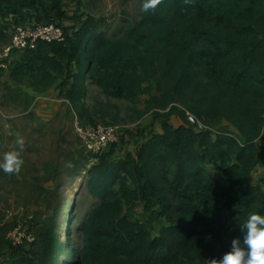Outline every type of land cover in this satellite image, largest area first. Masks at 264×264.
I'll list each match as a JSON object with an SVG mask.
<instances>
[{"label":"trees","instance_id":"1","mask_svg":"<svg viewBox=\"0 0 264 264\" xmlns=\"http://www.w3.org/2000/svg\"><path fill=\"white\" fill-rule=\"evenodd\" d=\"M68 1L0 0V19L62 25ZM81 20L71 31L62 25L64 40L15 53L11 77L40 87L61 75L60 95L84 126L117 120L112 98L154 122L118 130L126 146L117 150L114 143L94 155L84 183L96 202L77 228L79 251L62 261L66 248L55 227L41 232L39 251L54 257L56 244L59 264L221 258L234 237L242 239L248 214H264V0H159L114 36L97 21ZM90 83L105 101L87 102ZM139 204L151 219L165 221L159 233L139 218ZM31 244L9 240L7 264L28 260Z\"/></svg>","mask_w":264,"mask_h":264},{"label":"rangeland","instance_id":"2","mask_svg":"<svg viewBox=\"0 0 264 264\" xmlns=\"http://www.w3.org/2000/svg\"><path fill=\"white\" fill-rule=\"evenodd\" d=\"M80 2H83L80 3L82 8L84 6L83 10L79 9L76 16L65 19L63 25L77 24L81 19L94 20L101 25V30L108 36L123 31L128 24L139 18L142 11L139 0H81ZM16 25L19 24L14 21L6 24L0 19V50L9 41ZM15 89L0 85V129L6 125L12 126L10 131H5L9 132L7 135L5 134L3 138L0 136V142L2 140L6 147L13 149L16 147L17 137L22 136L25 141L22 152L25 163L19 173H5L0 169V252H2L0 264L13 261L12 259L7 261L9 257L6 253L10 251L5 244L9 241V232L18 227L22 232L33 233L35 240L25 242L32 243V252L28 253L30 258L19 259L11 264H59L57 245L55 244L54 257H48L45 248H40L39 251V235L48 227L58 229L56 238L66 248L65 255L61 257L62 261L71 250L79 251L82 241L77 228L96 202L88 194L84 183L87 169L95 161L94 154L89 153L80 140L77 130L78 120L70 105L64 106L49 123L36 124L31 120L32 111L27 112L31 102L22 98L23 101H27V105L23 106L26 107L25 109H21L13 105V100L9 99L12 94L21 92L20 89ZM106 99L100 89L90 83L87 102L94 105L97 101ZM112 101L120 108L119 118L112 119L110 123L99 122V124H112L117 126L118 130L129 132L130 128L141 126L152 118L149 113L142 118L137 117L128 109L131 103L125 99L112 98ZM136 105L142 108L143 100L138 99ZM126 144L127 141L120 137L115 147L121 150ZM10 148L8 150H11ZM2 155L3 153L0 152V158ZM35 169L40 172L37 177L33 175ZM137 213L139 218L146 219L148 224L154 221L143 211ZM163 224H165L164 220ZM161 227H154L153 233H159Z\"/></svg>","mask_w":264,"mask_h":264},{"label":"built area","instance_id":"3","mask_svg":"<svg viewBox=\"0 0 264 264\" xmlns=\"http://www.w3.org/2000/svg\"><path fill=\"white\" fill-rule=\"evenodd\" d=\"M65 34V28L56 21L28 22L15 26L9 41L0 50V70L9 69L10 60L15 53L26 48H35L39 41H62ZM188 118L192 123L199 122L191 113ZM199 125L203 127L200 122ZM77 130L84 148L94 155L102 153L120 140L118 128L112 124L84 126L77 121ZM8 238L14 245L35 240L33 233L22 232L19 227L12 229Z\"/></svg>","mask_w":264,"mask_h":264},{"label":"crops","instance_id":"4","mask_svg":"<svg viewBox=\"0 0 264 264\" xmlns=\"http://www.w3.org/2000/svg\"><path fill=\"white\" fill-rule=\"evenodd\" d=\"M80 1L81 0H78V1H70L69 0L68 2L65 3V7H64L65 13H64V16L61 20L62 25H63V22L66 21L65 19H70L72 16H76L77 11L79 9L83 10L84 6H83V8H82V6H80V3H83V2H80ZM79 15H80V13H79ZM10 19H12V18H10ZM72 26H76L75 29H78L80 26V22L78 21L77 24H73V25H69V26H65V27L71 31L70 28ZM62 81H64V79L61 77V75H58L56 81L53 84L48 85V86H40L39 87V86L35 85L32 80H24V81L14 80L10 75L9 69H7V70L1 69L0 70V85H5V86L12 88V89L16 88L15 90H18V89L21 90V92L15 93V94H12L11 96H9V99L13 100V103H14L13 105H15L16 107H21V109L26 108V107L24 108L23 106L25 104L27 105V101L31 102L30 106L27 108V112L32 111L31 120H32V122H35L36 124H44L45 125V124L49 123V121H51L53 118H55L56 115L59 114L63 110L64 106L70 105L69 102L64 97H62L60 95L59 85ZM67 82H72V79H67ZM67 85H68V83H67ZM22 98H24L27 101H25V100L23 101ZM175 121H177V120H175ZM153 122H154V119L150 118L148 121L144 122V124H142V125H145L148 123H153ZM157 123H158V121L156 120V127L158 128L159 124H157ZM11 127L12 126L6 125L3 129H0L1 138H3L5 134L7 135L9 133V132L6 133L5 131L6 130L10 131ZM159 130H161L160 127H159ZM10 136H11V134H10ZM143 140L144 139L141 138V139H138L136 142H132L131 144H129V146L126 149L133 151L135 148H137V146ZM9 148L10 147H6V145L1 140L0 152L4 153L5 151H8ZM91 160H93V158H91ZM21 169H23V166ZM262 169H264V167H261L260 171ZM35 170L36 171H35V173H33V175L35 177H37L40 174V172L37 169H35ZM220 171H221L220 169H216L215 173L220 174ZM254 180L257 181V178L253 179V181ZM137 210L139 213H141V211H143L141 204L138 205ZM155 223H157L156 224L157 226L161 227V226H163V219H160L159 221L154 220L153 222H150L148 224L152 231H153L154 227H157L155 225ZM150 224H152V226Z\"/></svg>","mask_w":264,"mask_h":264},{"label":"clouds","instance_id":"5","mask_svg":"<svg viewBox=\"0 0 264 264\" xmlns=\"http://www.w3.org/2000/svg\"><path fill=\"white\" fill-rule=\"evenodd\" d=\"M159 0H142L141 8L148 12ZM24 138L18 136L14 147L0 158V169L5 173H19L25 161L22 157ZM243 237H234L231 247L221 258H209L208 264H264V214L251 212L240 225Z\"/></svg>","mask_w":264,"mask_h":264}]
</instances>
